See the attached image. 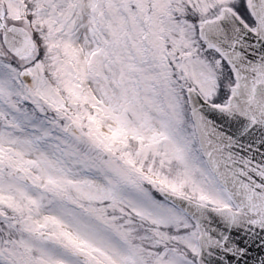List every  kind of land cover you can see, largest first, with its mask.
<instances>
[{"label":"rangeland","instance_id":"rangeland-1","mask_svg":"<svg viewBox=\"0 0 264 264\" xmlns=\"http://www.w3.org/2000/svg\"><path fill=\"white\" fill-rule=\"evenodd\" d=\"M5 1L7 22L33 34L30 0ZM36 2L64 90L48 81L35 41L16 56L0 30V264H199L198 226L157 194L233 205L201 151L186 91L228 94L230 70L198 24L228 6L247 12L245 1ZM133 139L157 174L129 158ZM122 212L143 220L123 225Z\"/></svg>","mask_w":264,"mask_h":264},{"label":"water","instance_id":"water-1","mask_svg":"<svg viewBox=\"0 0 264 264\" xmlns=\"http://www.w3.org/2000/svg\"><path fill=\"white\" fill-rule=\"evenodd\" d=\"M251 10L258 32L229 8L200 26L202 38L225 55L238 79L228 104L213 105L195 88L188 91L203 153L238 209L211 208L163 191L197 221L200 264H264V0H251ZM3 13L0 4V26ZM3 41L16 55L33 45L28 30L15 23Z\"/></svg>","mask_w":264,"mask_h":264},{"label":"trees","instance_id":"trees-1","mask_svg":"<svg viewBox=\"0 0 264 264\" xmlns=\"http://www.w3.org/2000/svg\"><path fill=\"white\" fill-rule=\"evenodd\" d=\"M36 35H37V37H38V39H39V43H40V45L42 46V50L44 51V53H46L47 52V48H48V46H47V43H46V41H45V39H44V37H43V34H42V32L39 30H37V32H36ZM46 64H47V67H49V64L46 62ZM51 76V75H50ZM51 78H52V80H55V77L54 76H51ZM80 113L83 115V114H85L84 113V111H82L81 109H80ZM133 159H135L137 162H139V163H142V161L140 160V158L139 157H136V156H134L133 155ZM143 164V163H142ZM2 190V189H1ZM123 216H121V218H122Z\"/></svg>","mask_w":264,"mask_h":264}]
</instances>
